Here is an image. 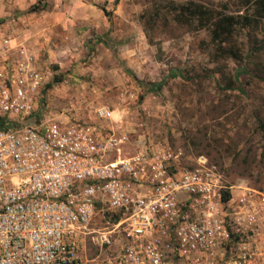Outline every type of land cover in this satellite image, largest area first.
I'll use <instances>...</instances> for the list:
<instances>
[{
  "label": "rangeland",
  "instance_id": "374dc122",
  "mask_svg": "<svg viewBox=\"0 0 264 264\" xmlns=\"http://www.w3.org/2000/svg\"><path fill=\"white\" fill-rule=\"evenodd\" d=\"M189 1L250 22H240L220 45L206 27L172 19L174 8ZM258 15L254 0H0V69L20 47L34 57L46 79L38 106L45 118L105 126L111 121L98 122L95 109L109 107L128 133L123 154L160 144L179 153L183 165L205 154L222 178L228 229L222 258L212 264H264V220L252 226L242 212L239 224L234 215L245 188L264 196ZM51 53L55 61L42 65ZM161 80L160 89L145 90ZM112 220L99 210L94 224ZM84 248L89 258L98 253L89 238Z\"/></svg>",
  "mask_w": 264,
  "mask_h": 264
},
{
  "label": "built area",
  "instance_id": "2783aa9c",
  "mask_svg": "<svg viewBox=\"0 0 264 264\" xmlns=\"http://www.w3.org/2000/svg\"><path fill=\"white\" fill-rule=\"evenodd\" d=\"M45 83L22 47L1 66L0 116L16 125L0 129V264H212L222 258L228 239L222 178L205 154L185 165L160 144L123 154L128 133L107 106L95 109L98 122L111 121L105 126L45 118L38 111ZM257 192L245 188L238 197L239 224L242 212L252 226L264 220V196ZM99 210L119 218L96 227ZM87 238L95 257L85 253Z\"/></svg>",
  "mask_w": 264,
  "mask_h": 264
},
{
  "label": "trees",
  "instance_id": "16d2710c",
  "mask_svg": "<svg viewBox=\"0 0 264 264\" xmlns=\"http://www.w3.org/2000/svg\"><path fill=\"white\" fill-rule=\"evenodd\" d=\"M257 5L258 16H264V0H254ZM176 10L173 20L179 23H195L198 27H206L209 31L210 37L213 42L220 45L226 42L232 32L236 29L240 22L242 24L249 23L250 20L247 16H241L239 14H223L215 9H210L202 4L189 1L187 4H182L174 8ZM223 47V46H222ZM229 53H233L237 58V54L230 49ZM163 85V81L145 83L144 87L146 91H152L153 89H160ZM16 125V122L4 116H0V129L10 128ZM118 215H114L113 220H117Z\"/></svg>",
  "mask_w": 264,
  "mask_h": 264
},
{
  "label": "crops",
  "instance_id": "0c3cea01",
  "mask_svg": "<svg viewBox=\"0 0 264 264\" xmlns=\"http://www.w3.org/2000/svg\"><path fill=\"white\" fill-rule=\"evenodd\" d=\"M42 46V45H41ZM34 51H38L39 50V48H36V47H34V49H33ZM44 54V53H43ZM54 55H56V54H49V58L47 59V60H42V61H40V63H42V65H46L47 63H49V62H51V61H55L54 59H56L55 57L56 56H54ZM54 58V59H53ZM40 63H38V64H40Z\"/></svg>",
  "mask_w": 264,
  "mask_h": 264
}]
</instances>
